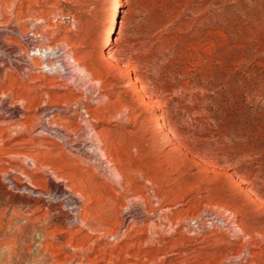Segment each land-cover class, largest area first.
Masks as SVG:
<instances>
[{"label":"rangeland","instance_id":"1","mask_svg":"<svg viewBox=\"0 0 264 264\" xmlns=\"http://www.w3.org/2000/svg\"><path fill=\"white\" fill-rule=\"evenodd\" d=\"M0 25L19 52L33 33L78 70L0 71V209L26 226L22 241L39 238L38 218L96 251L77 262L264 264V0H0ZM83 90L102 96L88 122L64 109ZM45 106L100 145L75 154L39 137ZM103 160L115 177L97 172ZM67 195L87 225L64 223ZM202 211L238 230L189 236L184 219ZM25 246L19 264H32Z\"/></svg>","mask_w":264,"mask_h":264},{"label":"bare ground","instance_id":"2","mask_svg":"<svg viewBox=\"0 0 264 264\" xmlns=\"http://www.w3.org/2000/svg\"><path fill=\"white\" fill-rule=\"evenodd\" d=\"M13 28H14V26L12 27V25H10V26L9 25L8 26L0 25V71L5 69V68H12L14 71L15 68L18 67L17 65H19V66H22L21 67L22 73L25 74L23 76H26L27 73H29L31 69H36V70H40L42 72L43 77H46V76L55 77L53 79H55L56 81H61V80L65 79L67 76H69L70 74H74L73 72H71V70L75 69L78 72V70L76 68L75 61L72 60L71 63H68L66 61L67 59H64V57L60 54L58 49L53 48V47H44V48L42 47L41 48V47L37 46L36 45V42H37L36 38L37 37L33 33H29V34L26 33V35H27V36L25 35L26 39L24 38L25 40L22 41L25 44L24 50L19 52V47H18V45L15 44L16 43L15 37L17 35L15 34V31ZM19 53H21V55ZM83 75H84V73H83ZM81 77H82V74H81ZM78 78H77V80H78ZM70 81L72 82V80H70ZM88 91L89 90H87V92ZM83 92H84V90H83ZM87 92L85 91L83 93L80 103L73 104L72 106H70L68 108L64 107V109L66 111L67 110L70 111L71 115L84 120V122H88L89 120L92 121V119H91L92 115L90 113L91 109L87 108V107L91 106V104H90L91 100L102 98L101 95H98L99 92L98 93L95 92L91 95V97H87L86 96ZM50 109H57V110L62 109L63 110V108L59 107V106H45L42 109L43 114H42V117L39 119L40 124L38 127V133L40 134L39 137L40 136L42 137V135H45L49 138L56 139L57 141H60L61 145L63 144L62 146H65L69 151H71L75 154H77V152L80 150L81 151L82 150H84V151L96 150V148L100 145L99 140L96 137V135L86 134L84 136H85V138H87V140L85 139V140L80 141L81 139L78 138L77 134L80 135V132L83 131L82 128L77 129V130H69L66 127V125L58 124L56 121H54V119H52L53 116L52 117L48 116ZM16 111H14V112H16ZM6 112H9L8 116H11L13 109H8L5 111V113ZM57 121H58V119H57ZM82 134H83V132H82ZM70 136H72L71 140H69ZM85 153H87V152H85ZM91 156H92V154H91ZM83 157H85V156H83ZM99 157H100V155H99ZM101 158L103 159V157H101ZM103 161L105 162L106 160H103ZM106 162H107L106 164L109 163L108 161H106ZM110 163L112 164V162H110ZM103 164H101V165H103ZM101 165L98 164L96 166L97 167L96 169H98V171L97 170L96 171L100 172L99 174L102 176L108 175L109 178H112L115 174V169L112 170V172L114 171V173L111 174V169H110L111 167L109 166V164H108V166H104V165L101 166ZM78 203L79 202L75 201V198H73V197L69 198L68 195L66 196L64 205H66V207H68V209H67L68 213L65 216L64 223L68 227L74 226L76 224H81L82 226L87 225V224H85V221H83L82 216H80L81 208L79 207ZM2 210L0 209V263L19 264V261L22 260L21 259L22 253H24L25 252L24 250H26V249H24L26 247L25 243L29 248H31L32 246L35 247L33 252L30 249H27L28 255L31 256V254H33V257L31 258L32 264H44V263H48V264H65V263L66 264L67 263L68 264H71V263L83 264L82 262H86L89 264H98V263L101 264V262L102 263L105 262L104 258H101V260H97V261L94 260V262L91 261L93 263H90V261L87 262L88 259L85 258L86 259L85 260L82 257L77 262V259L79 258L78 254H88L89 252H92V251L96 252V251L90 247L86 248L87 250L83 251L84 249H82L80 246L73 245V244L71 245V243H69L71 241L67 242L66 240L62 239V235H65V234L58 233L55 236L54 235L53 236L48 235L46 232V227L48 226V224L50 222L46 221L45 223H43V221L41 219H38V218L34 219V221L31 220L32 222H30V224H31V228L35 229L39 233V238L37 240H34L31 238L30 242H26L25 240L22 241L21 239H22V237H24L22 235L27 233L26 226L16 223L17 218L14 217V213H12L11 216H9L7 218L5 215L6 212H4ZM231 223H232V221L230 220V218H225L224 215H221V214L218 215L215 213L214 214H212V213L208 214L207 212H204V211H202L201 214L191 216V217H187L184 219V224L186 226V228H185L186 233H188L189 236L191 235L194 237L200 236L203 233V231H205V230H210V232H212L214 230L218 231V229L223 231L225 228L230 229V231L233 228H236L238 230V227L236 225H234L232 227ZM226 232L227 231H225V233ZM47 240H49L50 243L45 244V242ZM23 243H24V247H21V245ZM53 243H57L58 247H52ZM67 246L72 247L71 255L69 257L67 256V258H66V256L65 257L63 256L64 258L62 260H59L60 258L58 259V257L63 254V252ZM67 249H69V248H67ZM54 250L57 252L54 253L53 252ZM2 252H3V255H2ZM123 252H126V250H124ZM103 254L104 253H101V255H103ZM118 262H120V260L113 261V260L109 259L106 262V264H115Z\"/></svg>","mask_w":264,"mask_h":264}]
</instances>
